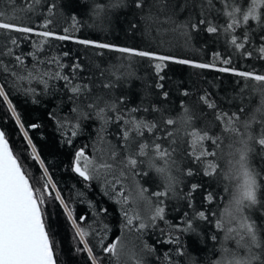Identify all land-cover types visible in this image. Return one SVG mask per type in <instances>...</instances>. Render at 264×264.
Masks as SVG:
<instances>
[{
  "label": "trees",
  "instance_id": "obj_1",
  "mask_svg": "<svg viewBox=\"0 0 264 264\" xmlns=\"http://www.w3.org/2000/svg\"><path fill=\"white\" fill-rule=\"evenodd\" d=\"M55 2L57 9L53 25L49 28L58 34L65 26L69 32L77 39H90L100 43H110L118 47H132L140 50L154 51L158 54L173 55L178 59H188L199 63H208L212 60V53L219 52L221 56L232 54V64L239 71H255L257 74H264V60L256 58L254 52L252 59H246L241 55L235 54L234 49L228 46L229 37L223 33L208 34L201 30L198 33H191V39L180 34V30L172 31V25L163 23L164 16L160 15L159 22H149L146 24L142 19L140 9L135 7L136 0H123V4L115 9H109L107 18L105 14H94L95 5H108L113 0H40L35 5L41 15L33 17L37 22L43 19L49 3ZM151 0H145L150 3ZM175 4L177 15L173 19L184 21L189 15L190 5L192 12L196 13L195 18L199 19V8L202 0H170ZM204 7L207 8L206 0H203ZM247 2V0H245ZM26 0H16L18 8H22ZM215 9L223 8L221 0H212ZM183 6V11L179 9ZM9 8L7 0H0V9ZM19 15H29L19 12ZM213 19L214 23L223 24L225 18L220 16L214 10L205 13ZM75 16L78 21L86 23L88 26L74 28L70 17ZM137 27L133 28L132 25ZM247 29L249 39L252 45L259 46L264 43L261 38L264 37V27L257 26L256 21L249 20ZM244 28H238L235 35L242 36ZM10 36L19 38L21 34L10 33ZM41 37L33 36L31 39H18L19 48H15L16 54L28 53L32 51L33 41H40ZM10 43L9 36L0 34V48ZM50 45H44V52L41 58H50L54 55H60L67 51L68 57H64L62 62L71 64L78 60L84 66V72L78 73L79 76H87L91 73H98L100 68H105V77L111 79V73L115 70L114 66L123 62L127 72V77H121V82L115 89L111 90V98L125 97V105L129 108L143 106L148 108L145 119L160 118V112L153 113L154 105L161 110L166 118L175 119L181 112V102L188 109L193 117L190 126H185L176 134L175 144L169 146L167 140L160 141L163 147H168L169 151L175 149L173 158L177 161L180 172L173 170V175H178L180 183L177 185V196L174 199L161 197L165 208L164 218L157 219L155 224L143 230V233L129 231L124 227V218L121 212V206L105 194V188L102 182H85L77 174L71 171L74 153L81 147H86V153L91 155L93 146L99 149L108 147L111 152H117L116 160L119 161L123 155V149L120 147L121 141L118 138L119 125L109 124L103 131H100V121L89 118L80 121L81 132L73 139L71 145L66 143L67 136H62L58 130L57 123L50 118L49 113H55L57 118H67L70 123L75 122V114L71 111L73 103L68 99L71 93L63 87V81L49 82V88L44 89L42 84L35 80H18L16 77L26 75V70H31L35 61L31 57L25 56L24 66L17 65L13 57L0 56V60L8 66L10 71H4L0 68V85H5V91L9 93V99L16 107L18 114L22 118L24 129L28 130V135L32 138L38 149L39 155L45 161L52 179L57 183V189L61 191L66 202L75 209V217L79 221L81 215L87 219L83 226L91 225L93 229L100 232L104 224L111 229L107 233L105 243L113 242L117 237H122L124 244L130 252L136 253V258L141 259V264H213L219 257V247L223 243V229H215L213 225L192 219V227L195 232L186 231V225L183 223L192 217V211L188 208L186 194L191 184L202 185L197 192L193 193V204L199 209L202 206L203 195L211 191L214 196L219 197L216 210L223 211L233 195L234 181L233 173L238 167L236 161L238 154L235 138L231 133L224 131L220 123L215 119L214 113L217 109H209L201 100L205 94L210 101H214L217 108L221 111H238L241 107L251 117L252 112L261 106V90H264V84L255 82L251 79L245 81L244 78L236 76L231 72H220L215 69H201L190 64H179L168 61L167 67L161 75L165 76L164 90L168 92V98L162 99L160 91L154 85L157 83L156 75L151 67L155 61H149L147 58L128 57L125 60L124 54L110 51L107 49H97L92 46H86L72 41L50 40ZM248 46H246L247 48ZM251 50V49H249ZM103 53L98 56L96 53ZM47 54V56L45 55ZM222 66L219 61L217 67ZM37 70L44 72L56 71L55 65H38ZM124 69H121L123 72ZM65 73L69 72L66 67ZM11 73H15V76ZM116 75H120L117 72ZM34 89L35 94L28 91ZM107 90L101 89L106 93ZM187 92V95L182 93ZM105 98L109 97L105 95ZM85 111L88 109L80 105ZM122 107V106H121ZM251 110V111H250ZM139 117L141 113H136ZM241 120L245 117L241 116ZM255 123H252L248 130L251 139L249 147L251 151L248 154V165L257 176L259 185L258 200L255 205L247 207L244 215L248 222L256 226L259 239L264 242V146L258 145L256 141L260 136V122L257 115ZM39 124L40 127L34 130L29 129V125ZM171 127H178L177 125ZM193 129L207 131L209 135L218 139L216 148L210 141H205L203 145H197L206 148L208 151L215 150L217 156L213 162L217 163V175H203L202 166L192 161L185 155L188 150L190 138L184 135L185 132H191ZM0 130H4L9 138L10 145L14 152L22 160L26 170L31 176L40 178L43 175L39 162L30 159V149L25 141L23 130L16 123L12 116L7 102L0 97ZM99 133V135H98ZM147 135V134H146ZM103 138V142L101 140ZM101 153L106 152V150ZM136 145H131V150H135ZM198 154V151L197 153ZM213 160L212 157L208 158ZM159 158L157 164L160 165ZM123 168L117 165L116 175ZM192 168L194 174L188 176L186 169ZM146 166L141 168L145 171ZM222 170V171H221ZM127 173V169H124ZM148 178L145 175L136 176L138 186L147 188L145 193L152 200V205H156V198L151 197V193L156 190H162L160 178L153 172L148 171ZM128 179L123 183L128 187ZM109 180L112 179L110 176ZM43 181L41 180V184ZM89 184L91 185L89 187ZM119 186H117V191ZM82 192V196L76 193ZM135 206V211L139 212L145 222L151 224L148 219L153 213V207L148 206L141 201ZM94 205L95 207H91ZM131 206V205H130ZM209 207H212L209 205ZM101 209H107L101 212ZM48 225L51 232L55 234V240L58 242V264H91L86 252L77 251L83 245L78 240L73 239L74 230L68 221L60 203L56 200H50L47 204ZM97 213H100L98 216ZM135 223H138L135 222ZM100 235H103L100 232ZM215 235L216 240L211 237ZM90 244L94 248V255L99 259L97 264H107L109 254L103 253L96 247L95 233L89 238ZM148 247L145 248L144 245ZM231 246H235L232 242ZM264 259V256L261 257ZM115 264V262H114ZM135 264V260L130 259L128 263ZM257 264V262H256Z\"/></svg>",
  "mask_w": 264,
  "mask_h": 264
},
{
  "label": "snow or ice",
  "instance_id": "obj_2",
  "mask_svg": "<svg viewBox=\"0 0 264 264\" xmlns=\"http://www.w3.org/2000/svg\"><path fill=\"white\" fill-rule=\"evenodd\" d=\"M223 8L215 9L212 0H206L207 8L204 7V2L199 8V19H196V13L192 12L191 5L189 15L184 21L173 19L177 15L175 4L170 0H151L150 3H145V0H136L135 7L141 10L142 19L146 24L149 22L160 21V15L164 16L163 23L172 25V31L180 30V34L191 39V33H198L201 30L208 34L223 33L229 37L228 46L234 49L235 54L241 55L246 59H252L254 52L256 58L264 60V43L259 46L252 45L249 39L247 25L249 20L256 21L257 26L264 27V0H221ZM9 8L0 9V34L9 36L10 43L0 48V56L13 57L17 65L24 66L25 56L31 57L35 63L31 70H26V75L16 77L18 80H35L42 84L44 89L49 88V82L63 81L64 89L71 93L68 99L73 103L72 112L75 114V122L70 123L68 119L57 118L55 113H49L50 118L57 123L58 130L62 136H67L66 143L71 145L73 139L81 132L80 121L89 118L100 121V131H103L109 124L119 125L118 138L121 141L120 147L123 149V155L120 160H116L117 152L113 150L108 159L104 158V154L97 153L99 149L93 146L91 155L86 153V147L77 149L72 160L71 171L77 174L85 182L98 181L102 182L105 188V194L109 195L115 203L121 206V212L124 218V227L129 231L143 233V230L155 224V221L164 218L165 208L161 197L174 199L177 196V185L180 183L178 175H173V170L180 172V167L177 161L173 158L175 149L169 151L168 147H163L160 141L167 140L169 146L175 144L176 134L181 128L190 126L193 120L192 115L181 102L180 114L175 118H166L160 109L152 106V112H160V118L145 119L144 114H147L149 109L143 107L129 108L125 105V97L111 98V90L115 89L121 82V77H127L130 73L127 72L123 62L114 66V71L111 73V79L105 77V68H100L98 73H91L87 76H79L78 73L84 72V66L74 60L70 65L62 62L64 57L69 56V52L65 51L60 55H54L50 58H41V53L44 52V45L49 44L50 40L72 41L86 46H92L97 49H107L110 51L124 54L125 60L128 57L147 58L149 61H155L151 67L156 75L157 83L154 87L160 91L161 98L167 99L168 92L164 90L165 79L161 73L167 67L168 61L179 64H190L201 69H215L220 72H231L232 74L244 78L245 81L251 79L255 82L264 84V74H257L255 71H239L235 66L228 67L232 64V54L221 56L219 52L212 53V60L208 63H199L188 59H178L173 55L158 54L154 51L140 50L132 47H118L110 43H100L90 39H77L69 32L67 26L61 29V34L51 30L50 25H53L55 18L54 9H57L55 2L49 3L47 11L43 14V19L37 22L33 17L41 15L35 5L40 3V0H26L22 8H18L16 0H7ZM123 4V0H113L108 5L96 4L94 14L100 15L107 13L109 9H115ZM209 10H214L217 13V18L223 16L225 23H214L213 19L205 15ZM183 11V6L179 9ZM19 12L28 13L29 15H19ZM72 26L79 28L80 26H88L82 21H78L75 16L70 17ZM150 26V24H149ZM137 27L136 24L132 25ZM238 28H244L245 31L241 37L235 35ZM19 33V38L10 36V33ZM41 37L40 41H33L32 51L28 53L16 54L15 48H19L18 39H31V37ZM264 40V37L261 38ZM246 46H248L246 48ZM251 49V50H249ZM47 56V54H45ZM101 56L103 53H96ZM222 65L217 67V62ZM38 65H55L54 72H41L37 70ZM69 69L68 73L64 72L65 68ZM0 68L4 71H10L7 65L0 60ZM121 69H124L121 72ZM120 72V75H116ZM15 76V73H11ZM101 89L107 90L101 92ZM28 91L35 94L34 89ZM187 95V92L182 93ZM261 97H264V90L260 92ZM105 95L109 98L106 99ZM0 97L7 102L12 116L16 123L23 130L25 141L30 149V159H33L41 165L43 175L40 178L31 176L26 170L22 160L18 154L14 152L10 145L9 138L4 130H0V264H58V242L55 240V234L51 232L48 225L47 204L50 200H56L62 206L64 213L71 223L74 230L73 239L78 240L83 245L82 248H77V251L86 252L91 264H97L98 257L94 255V248L89 242V238L95 233L96 247L102 250L103 253L109 254L107 264H119L122 255H125V244L122 237H117L111 243H105L107 233L111 231L107 224H104L97 232L91 225L83 226L87 219L85 215L79 217V221L75 217V209L72 208L63 197L61 191L57 189V183L52 179L51 173L45 161L39 155L38 149L35 146L32 138L28 135V130L24 129L22 118L18 114L16 107L9 99V93L5 91V85H0ZM203 103L209 109H217L214 113L215 119L220 123L224 131L231 133L238 145L236 152L238 159L236 161L239 169L242 170L244 183L241 186L244 197L253 199V203L248 207L255 205L254 193L252 189L259 187L257 185V176L254 177L246 170L245 156L248 157L251 151L249 147V129L252 123L257 122L256 117L259 116L260 136L256 143L264 146V99H261V106L256 108L251 117L243 110V107L231 114L228 111H221L217 108L214 101L208 99L205 94L201 97ZM84 105L88 111L81 108ZM122 106V107H121ZM251 111V110H250ZM141 113L138 117L136 113ZM245 119L241 120L240 117ZM177 125L178 127H171ZM29 129L39 128V124H31ZM147 134V135H146ZM99 135V133H98ZM184 135L190 138L188 150L185 155L192 163H199L202 166L203 175H217V163L213 162L217 156L215 150L208 151L206 148L197 145H203L207 140L210 141L215 149L218 144V139L209 135L207 131L193 129L191 132H185ZM103 142V138L101 137ZM135 143V150H131V145ZM198 151V154H196ZM212 157L213 160L208 158ZM157 158L161 162L158 166ZM117 165H122L123 168L116 175ZM146 166L145 171L141 168ZM127 169V173L124 171ZM153 171L162 182V190H156L151 193V197L156 198V205H152V200L145 193L147 188H142L137 185L135 194L133 190L128 188L123 181L131 176L133 179L136 176L147 175L148 171ZM222 171V170H221ZM185 174L191 176L194 174L192 168H188ZM112 177L109 180V177ZM41 180L43 183L41 184ZM91 185L89 184V187ZM117 186L119 190L117 191ZM202 185L191 184L186 200L188 208L192 211V217L184 221L186 225L184 230L195 232L192 227V219H199L213 225L215 229H223L226 218H232L234 212H240L239 201L237 207L233 208L229 203L223 207V211L216 210V205L219 197L213 195L211 191L203 195L201 208L197 209L193 204V193L197 192ZM82 196V192L76 193ZM139 201L145 202L148 206L153 207V213L149 216L151 224L145 222L139 212L135 211V206ZM131 205V206H130ZM211 205L212 207H209ZM95 207L94 205H90ZM246 208L243 209L245 211ZM107 209H101V212H106ZM100 213H97L98 216ZM138 223H135L137 222ZM244 217V222L240 225L241 228H247L248 233L252 234V242L255 245L254 255L257 264H264V242L256 239V226L253 223H248ZM255 230V231H254ZM216 240V236L211 237ZM145 248L148 246L145 244ZM129 258L135 260V264H141V259L136 258L135 252L128 253Z\"/></svg>",
  "mask_w": 264,
  "mask_h": 264
},
{
  "label": "clouds",
  "instance_id": "obj_3",
  "mask_svg": "<svg viewBox=\"0 0 264 264\" xmlns=\"http://www.w3.org/2000/svg\"><path fill=\"white\" fill-rule=\"evenodd\" d=\"M245 160L246 170L254 177L255 173L248 165L247 156H245ZM232 180L234 181L233 195L228 203L235 208L237 207V201H239L241 211L234 212L232 218L225 219L223 243L219 247V257L213 262V264H256L254 255L255 245L252 242V234L248 233L246 227L241 228L240 226L244 222L245 217L243 209L251 205L253 199L250 197L241 198L243 196L241 186L244 183V176L242 170L239 169V166L235 169ZM258 190L259 187H254L252 189L256 201L258 200ZM233 225H236L235 229L232 227ZM256 239L258 241L260 240L257 233ZM232 242H235V246H231Z\"/></svg>",
  "mask_w": 264,
  "mask_h": 264
},
{
  "label": "rangeland",
  "instance_id": "obj_4",
  "mask_svg": "<svg viewBox=\"0 0 264 264\" xmlns=\"http://www.w3.org/2000/svg\"><path fill=\"white\" fill-rule=\"evenodd\" d=\"M103 148H104V145H103V147L101 148V150H100V153L103 151ZM106 150V152H104L103 154H104V158L105 159H108L109 158V155H110V153H111V149H109L108 150V147H106V148H104V151ZM100 153H99V155H100ZM146 178H148V175H146ZM127 182H129V184H128V188H130V189H132L133 190V193L135 194V188L137 187V185H138V179H133V178H130ZM139 204L142 206L143 204H142V202L141 201H139ZM143 207H144V205H143ZM234 229L236 228V225H233L232 226ZM125 255H122V257H121V260H120V262L122 263H128L129 261H130V258H129V255H128V253H130V251L128 250V248H127V246L125 245Z\"/></svg>",
  "mask_w": 264,
  "mask_h": 264
}]
</instances>
